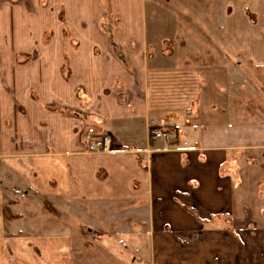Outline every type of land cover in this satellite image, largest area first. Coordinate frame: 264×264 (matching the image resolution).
<instances>
[{"label":"crops","instance_id":"obj_1","mask_svg":"<svg viewBox=\"0 0 264 264\" xmlns=\"http://www.w3.org/2000/svg\"><path fill=\"white\" fill-rule=\"evenodd\" d=\"M103 1L0 2V170L26 197L124 206L146 226L142 263L264 264V110L256 90L242 101L235 88L247 70L264 73V0H222L241 58L229 66L179 65L161 52L173 29L148 0ZM94 125L114 151L86 149ZM154 125L178 138L152 140ZM7 223L0 182V264H139L86 247L79 231L11 234Z\"/></svg>","mask_w":264,"mask_h":264},{"label":"rangeland","instance_id":"obj_2","mask_svg":"<svg viewBox=\"0 0 264 264\" xmlns=\"http://www.w3.org/2000/svg\"><path fill=\"white\" fill-rule=\"evenodd\" d=\"M103 2L106 8H113L111 0ZM148 8L153 11L160 29H173L172 32L164 33L171 36L168 39H172L163 40L161 52L175 58L179 65L229 66L241 59L222 30V0H148ZM148 57H154V49H150ZM245 67L247 69L249 66ZM239 81V86L236 84L235 88L242 90V101L249 100L248 91L254 89L257 91V102L264 110V73L249 76L247 70ZM187 115L191 116L192 111L187 110ZM1 169L0 182L5 196L9 233L56 234L79 231L90 237L86 247L91 246L93 241L98 242L130 262L146 264L142 263L144 259L139 260L150 248L146 226L136 224L137 219L129 217L124 206L102 208L88 204L83 207L64 200H47L34 193L26 197L20 179L12 176L2 165ZM224 221L225 226L231 229L232 219L224 217ZM240 247H247V241H242ZM17 263L26 264L19 260Z\"/></svg>","mask_w":264,"mask_h":264},{"label":"built area","instance_id":"obj_3","mask_svg":"<svg viewBox=\"0 0 264 264\" xmlns=\"http://www.w3.org/2000/svg\"><path fill=\"white\" fill-rule=\"evenodd\" d=\"M149 136L152 140L172 142L178 138L176 130L167 125H157L150 128ZM83 144L89 152L114 151L115 143L108 131L98 129L96 125L88 126L82 138Z\"/></svg>","mask_w":264,"mask_h":264}]
</instances>
